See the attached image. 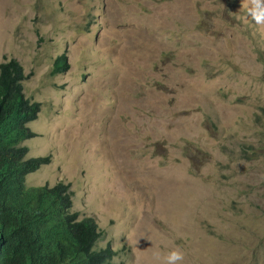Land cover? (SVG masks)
<instances>
[{
  "label": "rangeland",
  "instance_id": "rangeland-1",
  "mask_svg": "<svg viewBox=\"0 0 264 264\" xmlns=\"http://www.w3.org/2000/svg\"><path fill=\"white\" fill-rule=\"evenodd\" d=\"M249 0H0L38 102L26 185L63 182L110 264H264V25ZM64 68L54 74L55 62Z\"/></svg>",
  "mask_w": 264,
  "mask_h": 264
},
{
  "label": "trees",
  "instance_id": "trees-1",
  "mask_svg": "<svg viewBox=\"0 0 264 264\" xmlns=\"http://www.w3.org/2000/svg\"><path fill=\"white\" fill-rule=\"evenodd\" d=\"M55 62L54 74L64 68ZM26 79L15 58L0 64V264H110L115 252L96 249L102 236L95 218L71 212V193L63 182L26 185L27 175L50 157L25 158L27 123L39 104L24 96Z\"/></svg>",
  "mask_w": 264,
  "mask_h": 264
},
{
  "label": "clouds",
  "instance_id": "clouds-1",
  "mask_svg": "<svg viewBox=\"0 0 264 264\" xmlns=\"http://www.w3.org/2000/svg\"><path fill=\"white\" fill-rule=\"evenodd\" d=\"M243 14L246 18H250V20L253 23H255L256 25H264V0H249V4L244 6ZM8 58H14V57H6V58H4V60H8ZM15 60H16V58H15ZM25 80H24V82H25ZM24 82H23V84H24ZM23 93H24V89H23ZM26 154H27V152H26ZM25 158H30V157L25 156ZM100 238H99V240H100ZM152 256H153L154 260L157 262V264H182V262L184 260V253L178 248H170L167 252H165L163 254L159 250H155V251H153Z\"/></svg>",
  "mask_w": 264,
  "mask_h": 264
},
{
  "label": "bare ground",
  "instance_id": "bare-ground-1",
  "mask_svg": "<svg viewBox=\"0 0 264 264\" xmlns=\"http://www.w3.org/2000/svg\"><path fill=\"white\" fill-rule=\"evenodd\" d=\"M50 186V185H49Z\"/></svg>",
  "mask_w": 264,
  "mask_h": 264
}]
</instances>
